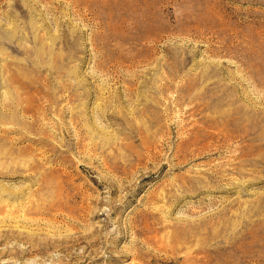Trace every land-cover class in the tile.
I'll return each mask as SVG.
<instances>
[{
	"label": "rangeland",
	"instance_id": "obj_1",
	"mask_svg": "<svg viewBox=\"0 0 264 264\" xmlns=\"http://www.w3.org/2000/svg\"><path fill=\"white\" fill-rule=\"evenodd\" d=\"M0 264H264V0H0Z\"/></svg>",
	"mask_w": 264,
	"mask_h": 264
}]
</instances>
